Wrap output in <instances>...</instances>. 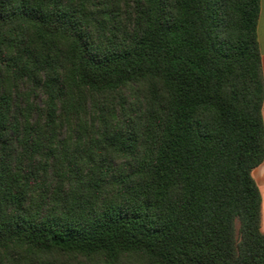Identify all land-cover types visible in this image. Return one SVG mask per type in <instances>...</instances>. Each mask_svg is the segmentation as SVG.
<instances>
[{
  "label": "trees",
  "instance_id": "trees-1",
  "mask_svg": "<svg viewBox=\"0 0 264 264\" xmlns=\"http://www.w3.org/2000/svg\"><path fill=\"white\" fill-rule=\"evenodd\" d=\"M260 0H0V264H264Z\"/></svg>",
  "mask_w": 264,
  "mask_h": 264
},
{
  "label": "crops",
  "instance_id": "crops-1",
  "mask_svg": "<svg viewBox=\"0 0 264 264\" xmlns=\"http://www.w3.org/2000/svg\"><path fill=\"white\" fill-rule=\"evenodd\" d=\"M257 41L261 53V65L264 80V0H260V10L256 27ZM264 112V105H263ZM262 112V115H263ZM264 120V118H263ZM253 178L261 194V231L264 233V160L252 171Z\"/></svg>",
  "mask_w": 264,
  "mask_h": 264
},
{
  "label": "rangeland",
  "instance_id": "rangeland-1",
  "mask_svg": "<svg viewBox=\"0 0 264 264\" xmlns=\"http://www.w3.org/2000/svg\"><path fill=\"white\" fill-rule=\"evenodd\" d=\"M263 118H264V112H263ZM264 193V192H263Z\"/></svg>",
  "mask_w": 264,
  "mask_h": 264
}]
</instances>
